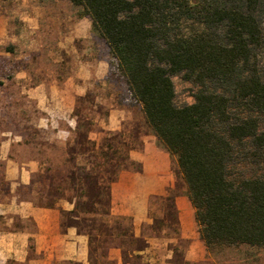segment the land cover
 Returning a JSON list of instances; mask_svg holds the SVG:
<instances>
[{
    "label": "rangeland",
    "instance_id": "374dc122",
    "mask_svg": "<svg viewBox=\"0 0 264 264\" xmlns=\"http://www.w3.org/2000/svg\"><path fill=\"white\" fill-rule=\"evenodd\" d=\"M256 16L262 40L255 58L264 81V0ZM197 28L192 19L172 16L167 24L170 36L191 34ZM171 80L176 107L193 104L200 89L229 92L226 86L207 82L202 87L181 75ZM259 130L264 133V119ZM250 144L246 141L236 149L235 159L228 165L229 179L264 178V149L255 157ZM59 148L74 153L77 166H95L97 180L114 179L110 207L104 208L110 215L103 221L107 229L120 225L125 237L90 241L86 232L72 226L82 223L69 214L74 203L54 197L49 180L42 182L37 177L46 174L45 168H52L56 159L51 153L57 154ZM90 151L97 156L92 158ZM107 170L114 177L107 176ZM176 198L190 204L176 160L158 145L141 106L130 96L107 45L92 30L82 8L68 0H0V234L9 236V264H26L15 260L14 247L20 246V235L25 234L29 237L24 241H30L33 250L37 225L32 213L37 210L56 214L60 236L73 230L86 238L88 264H127L129 246L140 248L136 252L140 260L128 257L130 264L160 261L168 249L183 251L187 246L179 237ZM50 201L53 208L39 206ZM113 202L123 210L144 203L145 219L134 228L132 217L112 212ZM120 217L131 219L130 231L129 223ZM40 221L48 226L52 218L41 215ZM148 239H155V244L142 255ZM199 244L194 252L196 264H264V248L221 247L208 255ZM28 257L36 258L31 252ZM56 264L77 263L60 260Z\"/></svg>",
    "mask_w": 264,
    "mask_h": 264
},
{
    "label": "trees",
    "instance_id": "16d2710c",
    "mask_svg": "<svg viewBox=\"0 0 264 264\" xmlns=\"http://www.w3.org/2000/svg\"><path fill=\"white\" fill-rule=\"evenodd\" d=\"M68 1L89 17L158 145L175 158L208 255L221 247L264 248V178L231 180L228 174V165L244 142H251L255 157L264 149V133L259 130L264 119V81L255 58L262 40L256 16L261 0ZM170 16L192 19L198 28L191 34L170 36ZM176 75L202 87L207 82L226 86L229 92L200 89L193 104L176 107L171 80ZM238 109L243 113L236 114ZM87 145L85 141L84 148ZM58 153H51L56 159L53 170L47 167L46 174L37 177L49 180L54 197L74 203L69 214L82 223L72 226L86 232L90 241L125 237L120 225L107 229L103 221L110 215L104 208L110 207L114 179L97 180L95 166H77L74 153L65 148ZM91 153L92 158L98 154ZM110 173L106 171L107 176ZM39 206L53 208L54 202ZM118 219L128 222L127 231L131 230L130 218ZM139 250L128 247L127 264L128 257L140 260ZM183 252L173 248L172 261L196 264L185 261Z\"/></svg>",
    "mask_w": 264,
    "mask_h": 264
},
{
    "label": "crops",
    "instance_id": "0c3cea01",
    "mask_svg": "<svg viewBox=\"0 0 264 264\" xmlns=\"http://www.w3.org/2000/svg\"><path fill=\"white\" fill-rule=\"evenodd\" d=\"M113 198V194H112ZM176 207L178 209V222L180 227L179 237L182 240L187 241V246L183 252V259L187 262L196 263V246H199L198 232L196 229V222L194 220V211L190 204H188L184 198H176ZM144 203L139 204L136 207H123V209H117L115 202H113V209L112 212L116 215L122 216H130L132 217L134 228L137 229V225L145 219L141 208L143 207ZM182 207V208H181ZM143 209V208H142ZM181 209H186V211H182ZM42 217H51L52 221L48 223V226H43L40 221ZM33 219L37 225V233L34 234L32 237L34 240L32 241L33 250H30V241H28L29 235H20L22 238L20 246L15 245V253L14 255H18L15 259L20 263L26 264H55L60 260H66L75 262L77 264H88L87 262V240L83 236H78L73 230H69L68 233L60 236L58 230V223L56 221V214L53 211H34L32 213ZM135 229V232L137 230ZM137 234V233H136ZM26 241H24V239ZM198 238V239H197ZM9 239L8 234L2 235L0 234V264H9L8 261L10 259V246L6 240ZM5 240V242H4ZM155 239H148L146 240L147 247L142 252V255L147 254L149 250L152 249V245L155 244ZM45 242L43 244L42 242ZM4 242V243H3ZM204 248V247H203ZM205 249V248H204ZM14 252V251H12ZM36 256L28 257L29 254ZM167 255L160 261H151L145 260V262L149 264H177L172 261L173 257V248L168 249ZM119 260L118 257H116ZM118 264H121L119 261Z\"/></svg>",
    "mask_w": 264,
    "mask_h": 264
}]
</instances>
